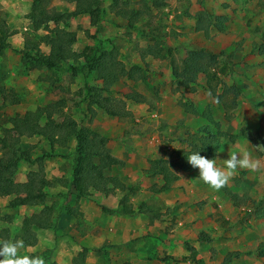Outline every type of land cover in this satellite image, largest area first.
Here are the masks:
<instances>
[{"label":"rangeland","instance_id":"obj_1","mask_svg":"<svg viewBox=\"0 0 264 264\" xmlns=\"http://www.w3.org/2000/svg\"><path fill=\"white\" fill-rule=\"evenodd\" d=\"M143 2L131 0V7L143 10ZM164 3L159 8L150 2L147 14L136 24V30H131L123 18L112 13V0L105 1V15L98 27H93L86 15L74 18L69 25L41 28L31 17L32 0H0V24L12 33L11 49L0 58V86L7 90V99L0 94V134L11 127L15 116L55 102L63 107L64 115L72 116L81 126L89 125L85 117L86 85L101 87L102 81L85 69L83 51L87 46L102 41L104 48L118 49L128 67L144 69L141 80H120L110 95L105 93L122 101L133 116L115 118L99 110L91 125L110 140L115 157L112 174L133 187L134 193H93L79 203L77 212L82 217L64 212V207L77 205L74 191L67 190L74 161L72 139L68 149H56L45 161L48 179L65 181L55 183L46 200L56 207L57 227L36 230L37 244L21 249L22 254L43 256L46 264L50 263L46 260L50 252L57 264H75L84 249L85 264H223L228 253L239 252L230 264H264L260 254L264 251V55L253 52L255 44L263 43L264 0ZM59 4L56 1L52 9L64 11L66 4ZM213 15L227 17L224 31L214 29L206 36L196 30L198 19L210 25ZM56 29L75 35L74 50L79 58L56 69L25 65L23 54L15 50L25 51L28 40L37 43ZM151 34L158 35L164 49L173 48L172 56L164 51L157 57H143V51L155 44ZM195 46L218 56L214 70L220 80L217 85L212 83L217 96L207 87L203 74L193 83L177 80L172 73V59L180 63L187 50ZM40 51L49 55L50 47L41 43ZM133 94L142 95L144 102L127 98ZM184 104L192 105L196 113L188 112ZM206 126L214 134L225 132L236 137L235 142L224 139L216 157L218 166L223 168L231 150L248 152L258 162L257 167L238 168L219 190L199 180L198 169L185 172L178 168L187 151L182 139L189 134L203 136L200 129ZM22 144L25 150L31 149L33 157L41 148L50 149L40 137L24 138ZM157 158L168 160L179 176L168 192H155L163 179L148 173L150 161ZM35 170L37 165L22 163L17 181H26ZM123 194L137 209L146 203L159 218L152 222L145 214L128 218L103 211L102 206L116 209ZM13 198L0 197V240L3 234L21 239L24 218L44 208H12L9 204ZM202 233L209 238L202 240Z\"/></svg>","mask_w":264,"mask_h":264},{"label":"trees","instance_id":"obj_2","mask_svg":"<svg viewBox=\"0 0 264 264\" xmlns=\"http://www.w3.org/2000/svg\"><path fill=\"white\" fill-rule=\"evenodd\" d=\"M53 0H32L31 17L37 27L54 24L69 25V22L79 16L88 15L91 25L98 27L105 15L106 0H63L76 4L74 11L56 12L50 8ZM157 7L165 6V0H144L143 10L131 7V0H112L111 11L116 16L123 18L127 22V28L136 30V24L149 11V3ZM227 21L225 16H213L212 24L217 30L224 31V24ZM198 31L207 32L209 25L202 19L197 21ZM10 29L5 24H0V58L8 49H11L9 38ZM155 41L153 47L144 50L143 57H157L166 51L172 56L173 48L164 49L158 35L151 34ZM264 40V30L262 31ZM41 43L50 47L49 55H45L41 50ZM75 35L65 29L49 31V34L42 37L37 43L28 40L25 51L15 50L23 54V62L32 69H56L62 63L79 58L74 50ZM103 42L99 41L95 46H87L84 53L85 69L87 73L94 74L98 80L102 81L101 87L86 85L87 93L85 99L87 109L85 117L89 119L88 126H81L72 116L63 114V107L59 102L52 103L46 107H39L35 111H29L24 115H17L11 120V127L3 130L0 134V197H12L10 207L21 206L35 207L44 205L39 212L24 218L22 226V237L25 246H34L38 242L36 230L56 229L57 217H55L56 207L46 204L48 190L55 183H65L64 180L51 181L45 174V161L55 155L56 149H68L72 139L75 140L74 161L72 166V177L69 180L70 187L75 194L73 200L76 207H64V212L75 218L82 215L77 212L81 200L88 199L93 193L105 195L115 194L117 191L134 193L133 187H128L122 180L112 174L115 164V157L109 147V138L98 129L92 127V122L98 115L99 110L108 116L115 118H125L133 116L127 110L122 101H118L112 96L111 88L120 80L128 79L138 81L143 78L144 69L141 66L133 65L128 67L120 58L119 50L113 48L108 50L103 47ZM104 48V49H103ZM32 51V52H31ZM35 52V53H34ZM253 52L264 54V43L255 45ZM219 59L216 53L204 48L195 46L187 50V56L180 63L172 59V73L177 80L196 82L203 74L206 77L207 87L214 96L216 94L215 85L220 78L215 67H218ZM75 71V69H73ZM0 64V79H1ZM76 72V71H75ZM0 94L7 99V90L0 86ZM12 96V95H11ZM10 96V97H11ZM128 99L143 103L144 97L140 94L128 95ZM188 112L196 113L192 105L184 104ZM58 116V117H57ZM57 117V118H56ZM203 136L189 134L186 139H182L187 144V151L183 155L182 163L176 166L185 172H192L197 169L191 167L187 162V156L196 151H200L202 156L209 159H216L224 139L232 142L236 141L235 135H227L225 132L214 134L209 126L200 129ZM40 137L45 140L50 149L41 148L40 153L33 157L31 149L25 150L22 141L24 138ZM22 163L37 165L38 170L31 172L24 182L17 181V174ZM148 173L159 175L163 179V184L155 189V192H168L179 180V176L173 171L168 160L157 158L150 161ZM72 195L70 196L72 198ZM235 197L236 195H232ZM63 208V207H61ZM105 213L110 215H122L133 217L136 214H145L154 222L153 210L146 203L138 206L133 205L130 198L123 194L119 199L116 209L102 206ZM202 240L206 237L201 234ZM9 237L3 234L2 240ZM261 256L264 257V251ZM87 250L84 249L75 264H85ZM49 264H57L52 260V252L46 255ZM240 256L239 252H231L224 258L223 264H230ZM166 259V258H165Z\"/></svg>","mask_w":264,"mask_h":264},{"label":"clouds","instance_id":"obj_3","mask_svg":"<svg viewBox=\"0 0 264 264\" xmlns=\"http://www.w3.org/2000/svg\"><path fill=\"white\" fill-rule=\"evenodd\" d=\"M200 153V151L190 153L187 162L192 168L198 169V179L215 190L226 186L238 168L255 169L258 164L251 159L248 152L230 150L222 168L217 165L216 159H209ZM25 247L22 239L0 240V264H46L43 256L22 254L20 250Z\"/></svg>","mask_w":264,"mask_h":264},{"label":"crops","instance_id":"obj_4","mask_svg":"<svg viewBox=\"0 0 264 264\" xmlns=\"http://www.w3.org/2000/svg\"><path fill=\"white\" fill-rule=\"evenodd\" d=\"M60 2V6H64L65 4V6H64V8H65V10L64 11H62V12H66V11H69V12H71V11H74L75 9H76V4L75 3H70V2H67V1H63V0H53L52 1V3H51V6H50V8L52 9V6H53V4L55 3V2ZM64 4V5H63ZM68 6V7H67ZM71 6V7H70ZM83 16H86V15H83ZM213 16H218V15H213ZM213 16H211V19L213 18ZM219 16H224V15H219ZM79 17H81V16H79ZM84 18H86V19H88L87 17H84ZM73 20V19H72ZM71 20V21H72ZM89 20V19H88ZM212 21V20H211ZM90 23H91V21H90ZM206 24H207V22H206ZM89 25V24H88ZM209 25V24H208ZM216 30V31H218L217 30V28H215L214 26H213V24H212V22H211V24L209 25V29L207 30V32H204V31H201V32H204L205 33V35L207 36L208 34H211L212 32H213V30ZM212 31V32H211ZM211 32V33H210ZM263 39V38H262ZM263 43H264V40H263ZM256 45V44H255ZM264 55V54H263Z\"/></svg>","mask_w":264,"mask_h":264}]
</instances>
